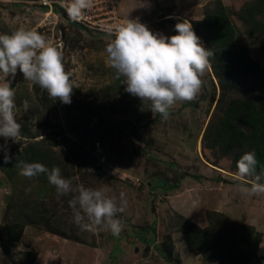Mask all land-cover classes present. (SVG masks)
<instances>
[{
	"label": "rangeland",
	"instance_id": "1",
	"mask_svg": "<svg viewBox=\"0 0 264 264\" xmlns=\"http://www.w3.org/2000/svg\"><path fill=\"white\" fill-rule=\"evenodd\" d=\"M251 5L257 9L254 20L264 24V0H119L123 18L139 19L169 37L178 22H190L205 48L194 25L206 11L222 6L236 26L237 44L247 46L263 65L264 32L250 35L255 22L248 14ZM18 29L38 31L60 47L65 70L79 87L73 86L66 104L51 99L19 71L15 79L0 73V83L15 90L16 119L22 125V140L0 137V149L11 144L20 151L30 143L48 149L50 160L74 186L102 188L117 200L123 192L127 208L118 214L119 236L103 227L84 231L69 206L75 193L58 197L47 178L29 179L18 172L10 180L0 170V264H226L225 251L245 249L242 225L264 230V195L241 192L253 181L264 183V172L255 167L250 176L238 177L236 162L244 151L224 146L229 138L218 134L231 98L256 105L264 99V74L223 76L210 64L198 97L177 101L165 119L153 114L150 102L126 92L124 77L117 78L109 66L105 49L114 37L85 32L35 6L0 5V33ZM255 141L258 145L249 152L256 154L264 137ZM186 199L191 214L189 208L183 214L174 208L185 206ZM10 222L23 224L16 241L5 234ZM145 229L142 240L140 230Z\"/></svg>",
	"mask_w": 264,
	"mask_h": 264
},
{
	"label": "clouds",
	"instance_id": "2",
	"mask_svg": "<svg viewBox=\"0 0 264 264\" xmlns=\"http://www.w3.org/2000/svg\"><path fill=\"white\" fill-rule=\"evenodd\" d=\"M93 7V0H71L67 11L74 18L81 17ZM176 34L170 37L152 31L139 19H128L110 32L114 38L106 45L107 62L115 69L117 78L124 77L125 91L150 102L153 114L167 119L177 101H194L203 87L202 77L210 67L212 53L201 43L188 21L175 25ZM33 84L46 90L48 96L63 103H71L74 84L65 70L63 52L45 35L35 30L18 29L0 33V73L15 79L17 72ZM15 90L8 83H0V137L5 141L22 140V125L16 119ZM27 100L23 108L28 111ZM10 157L5 154V160ZM255 152H245L236 162L237 176H250L256 167ZM15 167L26 178L47 175L57 196L75 193L69 200L75 224L84 231L98 227L119 236L123 230L118 214L127 208L125 193L119 200L106 195L102 188L85 187L61 175V169H49L40 162L19 161ZM258 180V178H257ZM247 195H264V183L253 181L242 187ZM264 247V246H262Z\"/></svg>",
	"mask_w": 264,
	"mask_h": 264
},
{
	"label": "trees",
	"instance_id": "3",
	"mask_svg": "<svg viewBox=\"0 0 264 264\" xmlns=\"http://www.w3.org/2000/svg\"><path fill=\"white\" fill-rule=\"evenodd\" d=\"M256 10L253 5L248 7V14L253 17L252 22L255 21L250 32L252 36L264 32V24L254 20ZM248 14L242 17L245 21L249 20ZM254 23L259 27L263 26V28H255ZM194 27L204 40L206 49L212 53L209 61L215 73L234 77L264 74V64L260 65L256 59L251 57L247 46L237 44L235 38L236 26L225 13L222 6L217 11H206L202 19ZM260 48L264 53V39L260 41ZM218 131L220 136L229 138L224 143V146L229 147L231 145L236 150H243V154L249 152L252 145H258L255 144V139L264 137V99L256 105L252 100L231 98L220 121ZM5 154L10 157L7 161L5 160ZM51 154L48 149L39 147L34 143H30L20 151L17 145L5 144L0 149V170L12 180L19 172V169L15 167L19 161L40 162L51 169L53 166L58 165L50 160L49 155L52 157ZM255 155L257 160L256 167L264 172V141ZM37 178L40 181H45L47 177L42 174ZM164 184L165 182L161 183L160 186L162 187ZM170 187H172L171 184L167 188L170 189ZM214 214L227 219L221 213ZM192 226L195 227L193 224ZM22 227L23 224L19 222H10L5 228L6 237L16 241L19 238V231H21ZM241 228L243 233L240 235V239L244 243L245 249L239 248L234 252L225 251L226 264H264V255L256 256L253 252L255 237L253 228L244 225ZM145 231L146 229L140 230L139 236L142 240H145L143 239ZM245 231L249 233L246 234ZM166 255H168V252Z\"/></svg>",
	"mask_w": 264,
	"mask_h": 264
},
{
	"label": "built area",
	"instance_id": "4",
	"mask_svg": "<svg viewBox=\"0 0 264 264\" xmlns=\"http://www.w3.org/2000/svg\"><path fill=\"white\" fill-rule=\"evenodd\" d=\"M70 3L71 0H0V5L35 6L47 16L57 18L60 15L83 31L97 35L112 36L110 32L128 20L120 13L119 0H93V7L78 18L69 15L67 8Z\"/></svg>",
	"mask_w": 264,
	"mask_h": 264
},
{
	"label": "crops",
	"instance_id": "5",
	"mask_svg": "<svg viewBox=\"0 0 264 264\" xmlns=\"http://www.w3.org/2000/svg\"><path fill=\"white\" fill-rule=\"evenodd\" d=\"M205 165V164H204ZM175 196H171V198H174ZM169 202H170V200H169ZM174 203V202H173ZM170 204L172 205V203L170 202ZM184 205L185 206H182V205H178L177 207L174 205V208L176 209V210H178V211H180L182 214L184 213V212H188V208H189V211L192 209V207L190 206V201L189 200H187L186 199V202L184 203ZM185 209H186V211H185ZM218 213H221V212H218ZM190 214H191V211H190ZM221 214H223V215H225L226 216V214H224V213H221ZM181 215V214H180ZM187 217H190L189 216V214H187L186 215ZM185 217V216H184ZM186 218V217H185ZM207 219V218H206ZM199 225H202V223H198ZM198 224H196V225H198ZM204 225H206V224H204ZM204 225H202V226H204ZM209 225V221L207 222V226ZM207 226H205V227H207ZM204 228V227H203ZM255 233H254V245H253V252H254V254L256 255V256H261V255H264V254H260L259 253V248H260V246L262 245V242H263V240H264V230H262V229H260V230H255L254 231ZM183 241H184V238H183ZM184 244H185V246L186 247H188V244H187V242L186 241H184ZM172 246H173V244H172ZM262 247V246H261ZM189 248V247H188ZM190 250V249H189ZM262 250H263V248H262ZM172 251H173V247H172ZM162 253H163V257H167V255H166V253L164 252V250L162 251ZM169 262H171V259L169 260Z\"/></svg>",
	"mask_w": 264,
	"mask_h": 264
}]
</instances>
